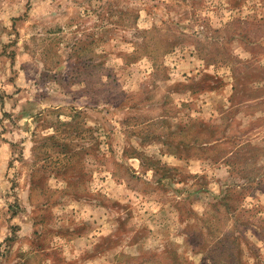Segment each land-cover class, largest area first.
I'll return each instance as SVG.
<instances>
[{
	"label": "rangeland",
	"instance_id": "1",
	"mask_svg": "<svg viewBox=\"0 0 264 264\" xmlns=\"http://www.w3.org/2000/svg\"><path fill=\"white\" fill-rule=\"evenodd\" d=\"M0 264H264V0H0Z\"/></svg>",
	"mask_w": 264,
	"mask_h": 264
}]
</instances>
